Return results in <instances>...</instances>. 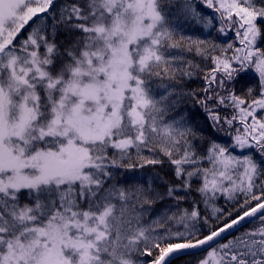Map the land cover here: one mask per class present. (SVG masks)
Here are the masks:
<instances>
[{
  "label": "snow or ice",
  "instance_id": "6c2138e0",
  "mask_svg": "<svg viewBox=\"0 0 264 264\" xmlns=\"http://www.w3.org/2000/svg\"><path fill=\"white\" fill-rule=\"evenodd\" d=\"M0 264H264V0H0Z\"/></svg>",
  "mask_w": 264,
  "mask_h": 264
},
{
  "label": "trees",
  "instance_id": "16d2710c",
  "mask_svg": "<svg viewBox=\"0 0 264 264\" xmlns=\"http://www.w3.org/2000/svg\"><path fill=\"white\" fill-rule=\"evenodd\" d=\"M213 36L216 35V33H213L212 34ZM246 79L249 80V82L251 83L252 86L255 85L256 81L255 79H253L252 77H247ZM202 82L201 80L199 79H196L192 82H190L187 87L189 88H192V89H198L200 86H201ZM188 109L190 112H192L195 117H196V122L197 123H203L204 122V113L198 108V106H194L192 105L191 103H189L187 105ZM206 131H209L211 135H213L219 142H226L228 140V137L224 136L222 133H214V132H211V130H207ZM167 169H165L166 171ZM132 173H129V175H131ZM163 174V173H161ZM217 204L218 206L220 207H223V208H227L228 207V204L224 201L223 198H221L219 201H217ZM196 257H188L186 259L188 260H194Z\"/></svg>",
  "mask_w": 264,
  "mask_h": 264
}]
</instances>
